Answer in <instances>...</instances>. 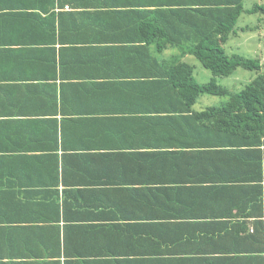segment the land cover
I'll return each instance as SVG.
<instances>
[{"label":"crops","instance_id":"0c3cea01","mask_svg":"<svg viewBox=\"0 0 264 264\" xmlns=\"http://www.w3.org/2000/svg\"><path fill=\"white\" fill-rule=\"evenodd\" d=\"M200 1L0 0V264H264V137L151 90L202 65L144 12Z\"/></svg>","mask_w":264,"mask_h":264},{"label":"trees","instance_id":"16d2710c","mask_svg":"<svg viewBox=\"0 0 264 264\" xmlns=\"http://www.w3.org/2000/svg\"><path fill=\"white\" fill-rule=\"evenodd\" d=\"M196 1L200 0H192L193 3ZM245 1L201 0L203 5L199 6L172 7L169 11L155 8L156 11L144 12L148 17L138 27L167 34L171 45L180 47L184 54L193 55L213 74L209 83L201 84L195 77L196 66L185 64L151 69L150 79L154 80L152 93L182 97V101L173 104L169 111L185 113L183 125L235 127L242 132V138L257 137L261 141L264 137L263 65L258 58L237 53L229 55L224 47L240 32L237 27L242 15L264 14V4L246 9ZM171 16H174V21H171ZM239 68L257 75L243 89L232 92L218 80L230 77ZM203 95L230 96L231 99L224 108L196 113L193 107Z\"/></svg>","mask_w":264,"mask_h":264},{"label":"rangeland","instance_id":"374dc122","mask_svg":"<svg viewBox=\"0 0 264 264\" xmlns=\"http://www.w3.org/2000/svg\"><path fill=\"white\" fill-rule=\"evenodd\" d=\"M255 4H264V0H246L244 3L246 9L252 8ZM237 28L240 32L224 45L227 53L258 58L263 65L262 72H264V14L242 15ZM256 75V72L239 68L230 77L219 78L218 81L232 92H237L243 89ZM195 77L199 83L206 84L211 81L213 74L204 66H196Z\"/></svg>","mask_w":264,"mask_h":264}]
</instances>
